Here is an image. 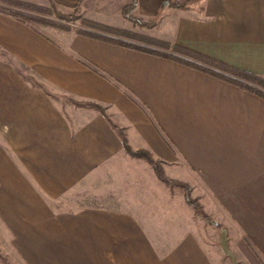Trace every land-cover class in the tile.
I'll return each mask as SVG.
<instances>
[{"label":"crops","instance_id":"crops-1","mask_svg":"<svg viewBox=\"0 0 264 264\" xmlns=\"http://www.w3.org/2000/svg\"><path fill=\"white\" fill-rule=\"evenodd\" d=\"M52 1L116 28H125L122 10L134 2ZM136 1L141 18L159 16L153 38L264 79V0H202L186 9ZM124 142L186 182L207 177L239 200L264 193L263 98L161 55L76 32L47 34L0 12L2 238L27 260L42 255L48 240L52 255L71 240H87L94 255L114 215L144 223L137 212L127 219L96 204L160 203L155 173L130 157ZM119 190L126 195L116 201L111 193ZM231 209L240 223L264 224V203L257 211L252 203Z\"/></svg>","mask_w":264,"mask_h":264},{"label":"rangeland","instance_id":"rangeland-1","mask_svg":"<svg viewBox=\"0 0 264 264\" xmlns=\"http://www.w3.org/2000/svg\"><path fill=\"white\" fill-rule=\"evenodd\" d=\"M19 1L31 3L39 8L25 9L0 0V12L9 13L14 10L26 14L29 17L28 21L23 16L12 17L27 22L47 34H52L53 31L77 34L79 31H85L116 39L128 46L142 47L166 54H170L168 53L170 51L183 59L201 63L206 67L210 66L212 69L217 68L198 60L191 54L179 51L176 48L178 46L153 38L150 30L155 26H143L140 22L125 17L123 13L122 16L126 20L125 28H116L88 20L79 7L70 11L59 8L56 12L47 0L44 4ZM92 23L106 29L94 27ZM128 155L139 159L143 162L144 168L149 167L155 173L159 180V188L158 190L154 188V197L158 198L160 203L123 201L124 203L96 204H103L111 208L113 212L122 211L127 214V219H135L137 212L144 216V223H123L121 221L124 218L116 214L112 217L113 222L106 225L105 231H110V236L108 239L96 241L94 255L88 249L87 240H71L68 245H65V241L63 254L52 255L54 249H51V242L54 243V241L48 240L47 242L51 241L50 246L43 250L44 253L31 256L29 260L27 256L25 258L22 255V250L12 245L11 241L4 240L0 232V264H232L231 259L223 253L219 241L220 232L224 228L228 230L230 249L239 264H264V234L262 233L264 224L260 221L256 225L248 222L240 223L238 216L234 217L231 209V203H252V207L255 206L257 211L261 203H264V193L249 192L246 194L248 199L246 196V199L239 200L238 197H233L236 193L218 191L220 186L214 183V180L205 181L207 177L204 179L195 176L186 182L184 180L186 177L182 175L169 174L162 162L157 160L163 170L164 178L169 181L166 183L145 159ZM128 168L137 173L141 171L136 164L133 166L129 164ZM121 170L123 173L124 168L121 167ZM117 177V188L123 189L125 181L121 176ZM147 178L145 176L144 180ZM149 186L151 187L150 181ZM149 186H145L144 198L149 197V193H146ZM119 193L126 195L121 190L111 193L115 194L113 199L116 201H118ZM189 199L199 205V209H195V205L190 204ZM131 200L135 199L130 198ZM82 204L88 205V203ZM123 213L121 215H124ZM260 218L262 220L263 215ZM256 219L259 220V214ZM211 221H214L216 225Z\"/></svg>","mask_w":264,"mask_h":264},{"label":"trees","instance_id":"trees-1","mask_svg":"<svg viewBox=\"0 0 264 264\" xmlns=\"http://www.w3.org/2000/svg\"><path fill=\"white\" fill-rule=\"evenodd\" d=\"M4 1L10 3L11 5L13 4V6H18V7L25 8V9H31V8L38 9L39 8L36 5H33L31 3H27L24 1H19V0H4ZM195 1H202V0H166L163 3V7L186 9ZM49 3L56 12L59 11V6L56 3H54L52 0H49ZM77 8L78 7H76V9ZM136 8H137V1L134 0V2L131 5L123 8L122 13L125 17L132 18V19L140 22V24H142L143 26L153 27V26H156L158 24L159 16H156V17L151 18V19L141 18L140 16L137 15ZM3 13L10 15V16H14V17L23 16L26 19V21L29 20L28 15L18 13L17 11H14V10L10 11L9 13H6V12H3ZM92 25L94 27H100L102 29H106V28H104L98 24H95V23H92ZM79 34L83 35V36L103 40L106 42H111V43H115V44H119V45H123V46H127V47H132V48L140 50V51H145V52L152 53L155 55L164 56L168 59L176 60V61L180 62L181 64H184V65L191 67L193 69L202 71V72L207 73L209 75H212L216 78H219L220 80H223L225 82L233 84V85H235V86H237L243 90L251 92V93H253V94L264 99V79L263 78L256 76V75H253V74H250V73L239 71V70L231 68V67H228L222 63H219L215 60L209 59L205 56H202L198 53L189 51L187 49H184L181 47H176L179 51L185 52L187 54H191L193 57H196L198 60H201L202 62L214 65L217 68L212 69L210 66L206 67V66H203L201 63L194 62V61L187 60V59H183L181 57H178V56H175L172 54L158 53V52L153 51V50H148V49H145L142 47H136V46H132V45L128 46V45H125L124 43L117 41L116 39H111V38L99 36V35H96L93 33L85 32V31H81V32L79 31ZM124 147H125L126 152L128 154H130L131 156L145 159L151 166H153L157 175L164 182L169 183V181L166 178H164V176H163V170L159 166V162L156 159H154L149 152L144 151V150L135 151L126 142H124ZM187 198H188V195H187ZM189 203L194 204L195 209H199V207H198L199 205L194 203V201H192L191 199H189ZM211 223L216 225V223L214 221H211Z\"/></svg>","mask_w":264,"mask_h":264},{"label":"water","instance_id":"water-1","mask_svg":"<svg viewBox=\"0 0 264 264\" xmlns=\"http://www.w3.org/2000/svg\"><path fill=\"white\" fill-rule=\"evenodd\" d=\"M219 241L225 256L231 259L232 264H239L236 256L230 249L228 230L226 228L221 230Z\"/></svg>","mask_w":264,"mask_h":264}]
</instances>
